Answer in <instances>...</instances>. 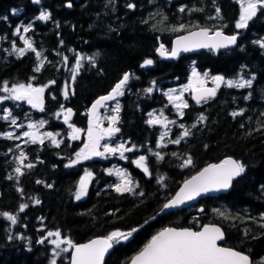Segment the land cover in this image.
Wrapping results in <instances>:
<instances>
[{
  "label": "trees",
  "instance_id": "obj_1",
  "mask_svg": "<svg viewBox=\"0 0 264 264\" xmlns=\"http://www.w3.org/2000/svg\"><path fill=\"white\" fill-rule=\"evenodd\" d=\"M129 4L134 7L129 8ZM181 7L185 8L184 12L179 11ZM217 7L221 10L220 17L210 19L216 17ZM12 9L19 10L18 14L13 15ZM41 11L50 13L48 21L35 19ZM239 14L237 0H40L39 4L32 0H0V35L4 38L0 49V86L3 81H8L9 86L29 82L42 86L56 81L45 88L43 112L25 101L17 105L7 100L2 106H11L12 115L20 118L19 122L47 121L46 129L59 133L56 137L62 141L56 147L47 138L42 145L25 143L17 149L20 139L0 136V211L18 217L16 225L0 217V264H50L54 246L47 241L37 243L48 231L59 230L74 243H83L112 231L136 228L128 240L114 244L106 261V264H128L161 229L174 226L198 230L207 223L222 226L226 233L223 245L248 253L254 264L264 261V227L260 226L264 223L261 219L264 215V48L255 43L264 40V12H258L245 29L235 28ZM29 23L31 30L21 34L46 57L39 73L34 72L40 61L33 52L28 51L22 57L12 52L13 43L18 48L24 46L19 36L14 35L16 27ZM180 24L186 28L172 31ZM197 24L211 29L226 24L223 30L239 33V42L229 50L182 53L172 60L157 54L159 38L170 47L175 34L196 28ZM77 53L85 59L72 81L69 69L74 66ZM64 56L69 58L67 65ZM89 56L94 57V64L87 59ZM145 59L154 63L141 67ZM193 68L226 79L241 76L255 79L251 88L221 85L217 97L206 103L197 104L190 99L189 107L180 117L165 90L185 82ZM128 71L133 75L129 91L121 99L119 128L120 134L136 146L135 151L126 159L97 157L66 167L83 141L71 140L64 116L62 121L61 115L56 116L61 105L76 111L73 124L86 127L91 105ZM65 82L69 84L67 99L63 96ZM148 87H153L150 94L145 91ZM248 93L251 97L244 99ZM0 95L8 94L0 92ZM241 109L243 115H231ZM161 111L176 124L164 128L146 123L149 112L159 116ZM201 114L207 117L203 122L198 120ZM194 123L196 127L192 128ZM7 124L0 117L2 133L7 132ZM180 124L190 128L191 135L178 145L169 143L182 133ZM164 131L169 132L162 142L167 146L157 148ZM21 150L27 155L24 163H33L35 167H22L25 174L17 181L15 157ZM152 152H160L164 159L157 160ZM173 152L178 155L173 156ZM141 155L147 157L150 175L133 163ZM187 156L192 157L193 165L181 167ZM228 156L246 166L245 173L234 180L228 192L205 196L184 209L159 214L187 177ZM113 164L123 166L139 185L133 193L114 190L116 178L107 171ZM85 169L93 173V178L87 195L76 200L74 193ZM9 176L13 179H8ZM161 177L163 181L158 183ZM37 180L42 183L37 184ZM141 192L143 195H139ZM37 199L39 204L35 203ZM20 204L29 206L20 212ZM219 212L229 218H223ZM61 255L59 262L68 264L69 252Z\"/></svg>",
  "mask_w": 264,
  "mask_h": 264
},
{
  "label": "snow or ice",
  "instance_id": "obj_2",
  "mask_svg": "<svg viewBox=\"0 0 264 264\" xmlns=\"http://www.w3.org/2000/svg\"><path fill=\"white\" fill-rule=\"evenodd\" d=\"M33 3L39 4L40 0H32ZM240 5V14L239 19L236 21V29H245L248 27L249 22L257 16L258 12H264V0H237ZM69 8L72 7V4L69 2L67 5ZM129 8H133L134 5L129 4ZM202 9H191L190 11H197ZM179 11L184 12L185 8L181 7ZM19 10L12 9V14L17 15ZM216 17H210V19H216L220 17V8L215 9ZM2 19L7 20V17H2ZM36 20L48 21L50 19V13L46 11H41ZM199 30L198 31H189L186 35L180 36L175 41V46L169 52L165 49V46L161 44L157 49V52L162 57H171L176 58L181 52H189L199 48H209L212 50L226 49L229 46L236 45L239 33L227 35L224 33L223 28L227 25H222L215 30L209 29L207 27H200L198 24L195 25ZM32 24L29 23L27 26L18 25L15 29L14 35L19 36V39L23 41L24 47L18 48L15 43L12 45V52L18 54L19 56H24L26 52L31 51L35 54L36 59L40 63L34 68V72L39 73L44 66V60L46 57H43V53L37 51L33 46L32 41L22 35L21 33H27L31 30ZM186 28V25L180 24L172 28V31H182ZM259 44L261 48H264V40L255 41ZM63 44V41H61ZM71 51V50H70ZM68 57L64 56L63 60L65 65H67ZM85 59L84 56H81L79 53L76 55L75 64L69 70L72 73L71 80L75 81L76 75L78 74L79 69L82 67L81 61ZM87 59L94 64V57H87ZM154 62L152 59H145L141 67L150 66ZM133 74L125 72L122 78L115 84L111 91L104 96L99 97L91 105L89 111L90 120L89 127L87 129V141L84 143L83 147L75 153V159L71 160L66 167H72L76 164L81 163L82 161L90 160L93 157H105V154H116L119 153L121 159H126L124 153L132 152L136 146L126 147L124 143H120L115 147L111 146L108 143L101 145V140H104L105 137H111L115 133L119 132L120 129L114 125L118 122V115H112L106 117L110 126L108 128H102L100 126V116L98 115V110L105 106L106 102L116 100L117 97L123 96V89L128 84L131 76ZM210 78L215 87L207 88L205 87L206 79ZM35 79V77H32ZM255 77L251 79H245L241 76L239 79H226L223 75H215L209 77L208 72H204L203 76L195 68L192 69L191 78L187 85L181 87L179 94L173 95L177 90L171 89L169 92L165 93L168 97V101L173 104L177 109V112L180 117H183V109L189 107L188 102L183 98V93L189 89L194 93L193 99L197 104L201 101H207L209 98L215 97L217 90L224 85L228 88H251L253 86V81ZM55 80H51L46 85L42 86H33L31 82L25 83H14L9 86L8 81H3L2 86H0V92L7 93L8 95H0V102L13 100V101H26L33 109H38L43 112L44 108V92L45 88L49 85L55 84ZM155 85V81L152 82ZM147 93L153 92V87H148L145 89ZM69 95V84L65 82L63 89V96L65 99ZM251 93H248L244 99H249ZM55 98V97H53ZM115 113H119L120 104L117 102L113 109ZM244 110L241 109L239 112H232L231 115L236 117L238 115H243ZM2 119L5 121L10 120L12 125L20 128L23 125L17 124L16 118L13 117L12 111L8 108L3 109ZM61 114L64 116V123L68 124V127L71 129L69 136L71 140L79 139V134L83 131L80 128L75 127V125L69 123V119L72 116V109H65L61 105V111L56 113V116L59 117ZM150 119L146 121L149 126L152 125H162L164 128L168 127V124H176L175 120H168L164 116L163 111L160 115L157 116L153 112L148 113ZM207 119L203 114L198 118L199 122H203ZM47 123L45 120H40L37 122H29L27 125L28 131H24L20 136L15 135L13 132H3L0 133V136H3L6 139H21L27 138L25 143L31 144H43L45 138L51 140V143L59 147L62 143L61 140H57L56 136L59 133L45 132L40 133L39 129L43 128ZM179 127L183 129L182 133L176 138L169 140V143L178 145L186 137L191 135L190 128L185 127L184 124H180ZM192 128L196 127L194 123L191 125ZM169 136L168 131H164L160 134L159 140L156 144L157 148L166 147V144L162 142L165 140V137ZM21 146L16 145V148L19 149ZM103 147V151H101ZM12 151V149H9ZM151 152V149H149ZM157 160H163L164 156L160 152H152ZM173 156L178 154L173 152ZM18 162V166L14 169L16 173V179L19 180V177L23 176L25 173L22 170L23 168L31 169L35 167L33 163L25 164L24 161L27 159V155L24 151H20L19 155L15 157ZM42 162V161H41ZM133 163L140 168L146 175H150L149 167L147 164V157L144 155L139 156ZM193 165V160L191 156H187L183 160L181 167H189ZM246 166L239 160L232 158H227L221 161L220 163L209 164L204 167L202 170L197 172L195 175L191 176L190 179H187L183 182V185L179 190L172 196L166 203L163 204V209H171L179 207L180 205L185 204L188 201L194 200L196 197L201 194L209 193L212 191H220L229 189L233 181L241 177L245 173ZM109 175L113 174V170H107ZM115 175L119 177V182L116 183L113 187L117 193H133L135 188L138 187V184H134L133 180L129 174L124 170H116ZM93 178V173L90 170L85 169L84 174L80 177L78 181L77 190L74 193L75 199L80 200L82 197L86 196L88 193V186ZM8 179H13L12 176H9ZM163 181V177L158 180V183ZM37 184L42 183V181L37 180ZM51 187V185H47ZM22 192L23 189H18ZM143 195V192L139 193ZM36 204H39L40 201L35 200ZM28 204H20L19 211L24 212L28 208ZM203 211V209H201ZM225 219L229 218L224 212L218 213ZM0 217L5 218L7 221L11 222V225H16L18 223L17 215H13L7 211H0ZM264 220V215L261 217ZM261 227H264V223H261ZM138 229L133 228L127 232L116 230L110 232L107 236L96 238L88 241L84 244H76L70 238H62V233L59 230L48 231L47 235L42 237L37 241L39 244H44L46 241L54 246L53 255L60 256L61 253H68L71 249V258L70 264H104L105 254L112 249L114 244H119L121 241H126L136 232ZM55 237L54 239H50ZM12 239V236L8 237ZM23 238V237H20ZM225 234L222 229L215 224L203 225L201 230L195 231L191 228H173L166 227L161 231L157 232L149 240L147 244L135 255L132 257L130 264H251L248 255L234 250L231 247H223L220 245V241H223ZM61 245H66V247H61ZM50 264H57L56 259H51ZM261 264H264V261H261Z\"/></svg>",
  "mask_w": 264,
  "mask_h": 264
},
{
  "label": "rangeland",
  "instance_id": "obj_3",
  "mask_svg": "<svg viewBox=\"0 0 264 264\" xmlns=\"http://www.w3.org/2000/svg\"><path fill=\"white\" fill-rule=\"evenodd\" d=\"M212 30H215V29H212ZM161 39V43L162 44H165L166 46H167V43L166 42H164L163 40H162V38H160ZM4 41V38H3V36L2 35H0V49H1V46H2V42ZM22 41V40H21ZM24 47V46H23ZM198 72V71H197ZM200 74H201V76H203V73L204 72H199ZM211 76H214V75H211V74H209V77H211ZM191 78V75L188 77V79L185 81V82H183V83H179V84H174V85H172L168 90H167V92H169L171 89H176L177 91L175 92V93H173V95H177V94H179V92H180V89H181V87L182 86H184V85H187L188 84V82H189V79ZM207 84H212V85H214L213 84V82L211 81V79L210 78H207L206 79V84L205 85H207ZM215 86V85H214ZM191 90L189 89L188 91H185L184 93H183V98L188 102V104H189V102H190V95H191ZM4 102V101H3ZM19 102H22V101H14V103H16L17 105H19ZM26 102V101H25ZM27 103V102H26ZM114 107H115V105L113 106V107H108V108H106L104 111H102L101 113H99L98 115L100 116V118H101V120H100V126L102 127V128H108L109 126H110V122H109V120L106 118V117H108V116H112V115H118V117H119V119H118V122L114 125L115 127H118V123H119V121H120V111H119V113L117 114V113H115L114 111H113V109H114ZM4 108H8V109H10L11 108V106L9 107V106H7V105H4V106H2V102H0V117L2 118V116H3V109ZM11 110V109H10ZM177 110V109H176ZM62 116H63V114H61V117H60V120L62 121ZM88 117V125L86 126V127H81V126H77V125H75V124H73V123H71V124H73V125H75V127H77V128H80V129H82L83 131L79 134V139L78 140H82L83 141V144H82V147H83V145H84V143L87 141V129H88V127H89V120H90V115L89 116H87ZM14 118H16V120H17V124H19V125H23V127H20V128H18V127H16L15 125H12L11 124V121L10 120H8V121H6L8 124L7 125H9V128L7 129V132H13L15 135H17V136H20L24 131H28L29 129L27 128V125H28V123L29 122H37V121H35V120H30V121H27V122H25V121H23V122H19L20 121V118H18L17 116H15L14 115ZM162 126V125H161ZM163 127V126H162ZM70 129V128H69ZM39 132L42 134V133H45V132H52V131H50V130H47L46 129V124L44 125V127L43 128H40L39 129ZM70 132H71V129H70ZM0 133H2L1 131H0ZM53 133V132H52ZM118 134H119V132H117V133H115L113 136H111L110 138L109 137H105V139L104 140H101V145H103V144H105V143H108V144H110L111 146H113V147H115L116 145H118V144H120V143H124L125 144V146L126 147H132L131 145H129V141L128 140H123L122 138H118V137H120V136H118ZM27 138H21L20 139V142H19V145L21 146V145H23V144H25V140H26ZM45 139H47V138H45ZM56 139H57V137H56ZM58 140V139H57ZM81 147V148H82ZM101 151H103V147H101V149H100ZM79 151V150H78ZM127 154H128V152H125L124 153V155H125V157H127ZM105 157L106 158H111V157H115V158H120V155H119V153H116V154H105ZM94 158V157H93ZM100 158H102V157H100ZM73 159H75V155H74V157H73ZM72 159V160H73ZM137 159V158H136ZM110 169H112L113 170V175L114 176H116L115 175V171L116 170H124V171H126L127 172V170L125 169V168H123V167H121V166H119V165H115V166H111L110 167ZM128 173V172H127ZM129 174V173H128ZM129 176L131 177V179L133 180V183L134 184H136V182H135V180L133 179V177L129 174ZM116 178H117V183L119 182V177H117L116 176ZM55 237H53V239H54ZM62 238H66V237H63L62 236ZM61 247H66V245H61ZM71 250V249H70ZM62 256V255H61ZM61 256H53V259H56V261H57V264H65V262H63V263H60L59 262V258L61 257ZM67 260V262H68V260H69V258H67L66 259Z\"/></svg>",
  "mask_w": 264,
  "mask_h": 264
},
{
  "label": "water",
  "instance_id": "obj_4",
  "mask_svg": "<svg viewBox=\"0 0 264 264\" xmlns=\"http://www.w3.org/2000/svg\"><path fill=\"white\" fill-rule=\"evenodd\" d=\"M208 28V27H207ZM210 29V28H209ZM199 29L198 28H194V29H191V30H188V31H185V32H183V33H180V34H178V35H176L174 38H173V40H172V48L175 46V41H176V39L178 38V37H180V36H183V35H186L189 31H198ZM225 34H227V35H231V34H228V33H226V32H224ZM159 40H160V38H159ZM162 43L160 42V45H161ZM237 44H238V39H237V43H236V45H232V46H229L228 48H226V49H219V50H213V51H222V50H228V49H231V48H234V47H236L237 46ZM159 45V46H160ZM164 46H165V49H167V46L165 45V44H163ZM159 48V47H158ZM201 50H212V49H209V48H199V49H195V50H192V51H189V52H181V53H196V52H199V51H201ZM158 53V52H157ZM180 53V54H181ZM180 54H179V56H180ZM158 55H159V53H158ZM178 56V57H179ZM162 57V56H161ZM178 57H176V58H178ZM164 59H167V60H171V59H176V58H171V57H163ZM205 87H207V88H213V86H205ZM111 91V90H110ZM109 91V92H110ZM108 92V93H109ZM108 93H106V94H104V95H107ZM104 95H102V96H104ZM193 95H194V93H193ZM216 96V95H215ZM101 97V96H100ZM212 98H214V97H212ZM209 99H211V98H209ZM109 102H112V101H108V102H106V104L107 103H109ZM202 102V101H201ZM105 104V105H106ZM102 108H104V107H102ZM102 108H100L99 110H101ZM72 109V116H71V118L69 119V121H71L72 119H73V116H74V114H75V110L73 109V108H71ZM98 110V111H99ZM227 158H232V159H235L234 157H232V156H228V157H226L225 159H227ZM236 160V159H235ZM220 163V162H219ZM206 167V166H205ZM204 168V167H203ZM202 168V169H203ZM202 169H200V170H202ZM199 170V171H200ZM198 171V172H199ZM197 173V172H196ZM196 173H194V174H192L191 176H193V175H195ZM191 176H189L188 178H186L185 180H187V179H190L191 178ZM184 180V181H185ZM183 181V182H184ZM183 182H182V184L180 185V187L183 185ZM234 182V181H233ZM233 185V184H232ZM179 187V188H180ZM232 187V186H231ZM231 187L229 188V189H226V190H220V191H212V192H209V193H205V194H201L200 196H198V197H196L194 200H192V201H188V202H186L185 204H183V205H180L179 207H176V208H171V209H164V210H162L163 209V207H162V209L159 211V214L160 215H163V214H165V213H169V212H173V211H177V210H181V209H184V208H186V207H188V206H190V205H192V204H194V203H197V202H199V200H200V198L201 197H203V196H218V195H220V194H223V193H226V192H228L230 189H231ZM179 188H178V190H179ZM177 190V191H178ZM176 191V192H177ZM175 192V193H176ZM175 195V194H174ZM173 195V196H174ZM210 224H215L216 226H218V227H220L221 229H222V231L224 232V234H225V238H224V240L226 239V233H225V231H224V229L222 228V226L220 225V224H217V223H208V224H205V225H210ZM170 227H173V228H188V227H174V226H170ZM166 228V227H165ZM164 229V228H163ZM191 229H193V230H195V231H199V230H201V229H199V230H196V229H194V228H191ZM162 230V229H161ZM160 230V231H161ZM159 232V231H158ZM102 236H98V237H95V238H92V239H96V238H101ZM92 239H90V240H92ZM90 240H88V241H90ZM223 240V241H224ZM88 241H86V242H83V243H79V244H84V243H87ZM223 241H220L219 243H220V245L221 246H223V247H228V246H225V245H223L222 244V242ZM113 248H114V246H113ZM113 248L112 249H109V251L105 254V257H104V264H106V261H107V259H108V257H109V255H110V253L112 252V250H113ZM231 248H233V247H231ZM234 250H237V251H240V250H238V249H236V248H233ZM240 252H242V253H244L245 255H248L249 256V259H250V261H251V264H254L253 263V259H252V257L248 254V253H245V252H243V251H240ZM136 255V254H135ZM134 255V256H135ZM131 261V260H130ZM128 264H130V262L128 263Z\"/></svg>",
  "mask_w": 264,
  "mask_h": 264
},
{
  "label": "flooded vegetation",
  "instance_id": "obj_5",
  "mask_svg": "<svg viewBox=\"0 0 264 264\" xmlns=\"http://www.w3.org/2000/svg\"><path fill=\"white\" fill-rule=\"evenodd\" d=\"M121 78H122V77H121ZM119 80H120V79H119ZM119 80H118V81H119ZM118 81H116V82L113 84V86H112L110 89H108V90L106 91V93L109 92V91L114 87V85H115ZM127 90H128V86H126V87L123 89L124 92H126ZM117 102L120 104V102H121V96H120L115 102H113L112 104H109L108 107H113ZM118 136H119V134H118ZM118 138H122V139H124V140H128V141L130 142L129 139H126V138H124V137H118Z\"/></svg>",
  "mask_w": 264,
  "mask_h": 264
}]
</instances>
